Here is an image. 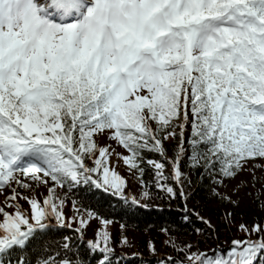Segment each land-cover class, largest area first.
I'll return each instance as SVG.
<instances>
[{"label":"snow or ice","instance_id":"obj_1","mask_svg":"<svg viewBox=\"0 0 264 264\" xmlns=\"http://www.w3.org/2000/svg\"><path fill=\"white\" fill-rule=\"evenodd\" d=\"M189 123L192 167L219 176L218 185L264 160V0H0V190L53 185L43 205L19 197L30 216L12 189L6 207L15 211L0 208V264H84L67 237L55 255H24L50 218L65 226L55 188L91 183L122 194L109 148L94 137L107 133L129 153L118 156L124 165L142 172V152L165 156L177 127L170 165L182 186ZM148 164L176 198L165 165ZM240 229L261 238L211 253L180 249L170 264H264V226ZM88 248L111 264L107 232Z\"/></svg>","mask_w":264,"mask_h":264},{"label":"trees","instance_id":"obj_2","mask_svg":"<svg viewBox=\"0 0 264 264\" xmlns=\"http://www.w3.org/2000/svg\"><path fill=\"white\" fill-rule=\"evenodd\" d=\"M189 117L191 119L190 113ZM101 135L105 137V133ZM189 139H191L190 123L187 135V140ZM177 140L178 136L176 139L166 140L164 146L169 142L176 143ZM187 140L186 154L181 162L182 186L178 185L168 172L169 164L164 156L157 152H142L139 167L143 171L135 169L139 173L141 186L132 195L139 204L134 205L128 200L124 186H122V194L116 195L112 194L113 189L103 188L101 191L91 183L69 186L70 182H66L64 187H56L55 193L77 207L75 210L77 213H92L98 218L107 220L108 224L97 230L92 237L87 238L73 229L49 225L33 241L30 252L24 255L29 259L37 252L41 254V257L48 253L55 255L57 251H63L60 246L67 237L68 241L74 245L73 252L78 258L84 259V264H99L103 254L98 251L91 252L88 242L95 241L98 233L107 232L109 246L112 248L109 254L111 264H170L169 258L177 262L181 260L184 253L180 249H185L189 253H211L213 250L229 249L234 240L260 239V234L249 235L240 229V225L243 224L249 229L255 224L264 226V200L254 199V203L237 209V206L222 199L221 194L214 190V187L220 186V183L218 185L214 183V180L219 181L220 177L206 171L203 167H192L190 157L193 152ZM203 151L204 146L197 149L198 153ZM149 160L165 165L164 175L167 177L165 183L173 187L177 193L176 198L169 197L166 192L156 186L155 169L148 164ZM85 162L93 164L92 159ZM262 183L264 194V182ZM181 190L184 191L186 199L180 197ZM145 192L148 193L147 198H144ZM209 204L216 205L211 214L216 223L215 228L201 219L203 208ZM127 232L138 233L141 238L133 241L127 237ZM84 254H87L86 257ZM37 259L39 260V257ZM261 259H264V256Z\"/></svg>","mask_w":264,"mask_h":264},{"label":"rangeland","instance_id":"obj_3","mask_svg":"<svg viewBox=\"0 0 264 264\" xmlns=\"http://www.w3.org/2000/svg\"><path fill=\"white\" fill-rule=\"evenodd\" d=\"M190 118V117H189ZM178 140L176 143H167L165 145L166 155L164 156L166 161L168 162V172L171 174V165L170 161L175 157L176 152L179 150V128H176ZM189 133V124L185 127V141L187 140V135ZM97 145L100 147H108L111 153L110 156V164L111 169L118 175L123 181L124 184L122 186L126 187L127 195H134L135 191L140 189L141 183L139 179V173L135 169H131L124 165L123 160L119 159L118 156H127L129 153L119 146L116 141L110 140L108 138V134L105 133V137H102L101 134H98L94 137ZM185 148V145H184ZM182 162V160H181ZM93 167L94 165H90ZM181 171L183 172L182 163H181ZM172 176V174H171ZM23 180V177H21ZM264 182V160H255L249 162L245 166V170L240 172L235 179L224 180L220 183L219 187H214V190L221 194L222 197H229L226 201L228 203H232L234 206H237V209L245 208L246 206L254 203V199H258V201L264 200V194L262 191ZM30 184V187L20 188L15 184L12 185L11 188H5L0 190V208H4L5 211L12 213L15 211L14 208L6 207L9 201H5V199L12 195V189L15 188L18 192V198L14 203L18 204L21 211L26 215L30 216V206L26 202V199H20V196L36 199L41 205H43V200L48 195V189L53 187L52 183L48 181L47 184L38 183V185L32 181H26ZM59 203V200H63V205L60 207V210L64 215V225L69 227L75 231L81 228L80 221L83 219L86 221L85 226L79 232L84 237H92L94 233L97 232L101 227L106 226L107 220L98 218L95 215H89L88 213H77L75 210L77 207H74L67 199H63L60 194H56ZM216 208V205L209 204L208 206L203 208L201 217L203 221L209 224L211 227L215 228L216 223L212 219L211 214L212 211ZM2 219V217H0ZM106 222V223H105ZM48 224H57L54 219H49L46 221ZM58 225V224H57ZM114 230V228H112ZM127 237L131 238L133 241H138L141 238V235L134 232H127Z\"/></svg>","mask_w":264,"mask_h":264}]
</instances>
